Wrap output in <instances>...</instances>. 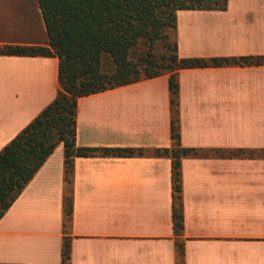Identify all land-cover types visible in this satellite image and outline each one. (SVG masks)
I'll return each instance as SVG.
<instances>
[{"label":"crops","instance_id":"obj_1","mask_svg":"<svg viewBox=\"0 0 264 264\" xmlns=\"http://www.w3.org/2000/svg\"><path fill=\"white\" fill-rule=\"evenodd\" d=\"M180 58L264 56V0L179 9ZM0 45L49 46L37 0H0ZM183 264H264V64L181 68ZM59 90L55 56L0 55V151ZM168 75L79 97L78 146L140 148L74 159L69 264H176ZM58 144L0 219V263L59 264Z\"/></svg>","mask_w":264,"mask_h":264},{"label":"trees","instance_id":"obj_2","mask_svg":"<svg viewBox=\"0 0 264 264\" xmlns=\"http://www.w3.org/2000/svg\"><path fill=\"white\" fill-rule=\"evenodd\" d=\"M49 46L0 45V55L55 56L59 90L54 100L0 151V219L58 144L64 150L63 241L61 261L70 262L74 159L130 157L140 148L78 146L79 97L140 80L168 75L170 148L153 151L171 159L172 227L176 264H183L181 158L192 150L180 143L178 79L181 68L264 64V56L180 58L174 35L179 9H224L226 0H37ZM19 264V263H0Z\"/></svg>","mask_w":264,"mask_h":264}]
</instances>
